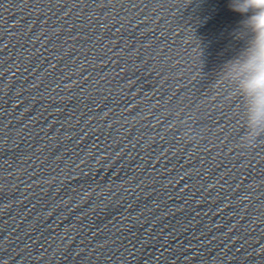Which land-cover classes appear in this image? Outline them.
<instances>
[{"label": "clouds", "instance_id": "1", "mask_svg": "<svg viewBox=\"0 0 264 264\" xmlns=\"http://www.w3.org/2000/svg\"><path fill=\"white\" fill-rule=\"evenodd\" d=\"M230 8L244 16L242 28L250 35L244 49L225 63L221 73L244 101L245 139L253 147L264 135V3L231 0Z\"/></svg>", "mask_w": 264, "mask_h": 264}, {"label": "snow or ice", "instance_id": "2", "mask_svg": "<svg viewBox=\"0 0 264 264\" xmlns=\"http://www.w3.org/2000/svg\"><path fill=\"white\" fill-rule=\"evenodd\" d=\"M257 2H261V3H264V0H257Z\"/></svg>", "mask_w": 264, "mask_h": 264}]
</instances>
